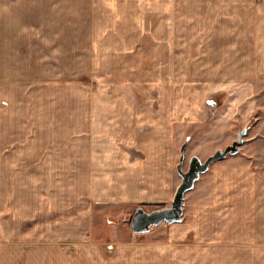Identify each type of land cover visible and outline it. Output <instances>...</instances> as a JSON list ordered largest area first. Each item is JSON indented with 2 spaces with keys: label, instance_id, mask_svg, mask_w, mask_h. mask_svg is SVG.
<instances>
[{
  "label": "crops",
  "instance_id": "1",
  "mask_svg": "<svg viewBox=\"0 0 264 264\" xmlns=\"http://www.w3.org/2000/svg\"><path fill=\"white\" fill-rule=\"evenodd\" d=\"M201 1L202 6L218 8L201 14L204 23L216 24L197 33L185 30L184 54L178 59L176 54L172 58L176 33H168L167 57L163 55L162 62L159 54L157 62L156 54L154 61L153 94L144 95L140 104L130 96L106 97L100 103L104 109L97 110V97H90L89 109L95 101V110L87 113L83 128L68 142L64 138L39 145L31 138L19 145L11 141L16 128H8L10 142L0 143V174L7 164L11 169L12 161H23L42 182L57 185L41 196L43 202L56 200L58 205H48L51 215L37 224L42 226L37 246L90 244V264H264V172L236 159L239 153L213 163L200 176L206 177L205 188L186 202L180 223L132 233L131 238L113 242L109 250L106 241H94L104 229L105 217L119 218L145 205H170L181 181L177 173L181 148L184 161L185 156L188 163L200 158L186 145L192 130L209 126L236 133L248 118L241 105L253 98L248 96L250 88L264 82V0ZM188 2L153 0L152 5H192ZM12 5L15 2L0 0V6ZM221 6H227L226 13H221ZM154 35L155 48L161 49V33ZM180 59L184 75L177 72ZM216 96L222 105L215 115L206 116L205 104ZM16 227L9 217L7 233L5 228L2 233L0 216V249L16 244L12 238ZM76 263H81L80 257Z\"/></svg>",
  "mask_w": 264,
  "mask_h": 264
},
{
  "label": "rangeland",
  "instance_id": "2",
  "mask_svg": "<svg viewBox=\"0 0 264 264\" xmlns=\"http://www.w3.org/2000/svg\"><path fill=\"white\" fill-rule=\"evenodd\" d=\"M8 1L15 5L0 6V143L10 142L8 128L14 127L11 141L19 145L32 141L40 145L64 138L68 142L71 140L68 138L76 137L87 113L95 110V101L89 109L92 96L97 97V110L104 109L100 103L103 105L106 97L130 96L133 103L140 104L144 95L153 94L154 61L156 54L157 62L159 54L162 62L163 55L167 57L164 43L170 40L168 33H176L177 37L171 40L175 43L172 58L175 54L177 59L183 58V32L207 30V26L216 23H204L201 14L218 9L202 6L201 0H189L187 4L192 5L174 8L154 7L153 0ZM219 9L221 13L228 10L227 6ZM185 13L192 17H186ZM155 31L161 33V49L155 48L156 42L158 45ZM177 64L178 74L187 73L181 59ZM173 65L171 62L170 68ZM250 90L248 96L253 98L241 105L242 113L249 115L236 133L209 126L192 130L186 145L190 144V151L201 162L230 146L244 132L235 158L251 162L259 172H264V82L258 81ZM221 105L217 96L208 100L205 115H215ZM94 118L95 115L92 122ZM188 160L185 156L183 171L188 170ZM17 162L12 161L11 169L7 164L0 174L2 233L4 228L7 233L9 217L17 225L16 238L11 236L16 244L0 249L2 264H75L79 257L80 264H90V244L80 247L35 244L42 241L37 236L42 228L37 225L41 217L51 215L46 211L50 205H58L56 200L43 202L42 193L57 185L42 182L39 173L35 175L23 161ZM200 178L203 179L196 183V188L185 195V205L199 197L205 188L206 177ZM167 207L138 208L150 213ZM138 208H131L119 218L105 217L101 223L104 229L94 241H106L105 248L109 250L116 240L131 238L129 222ZM41 209L45 215L40 213Z\"/></svg>",
  "mask_w": 264,
  "mask_h": 264
},
{
  "label": "water",
  "instance_id": "3",
  "mask_svg": "<svg viewBox=\"0 0 264 264\" xmlns=\"http://www.w3.org/2000/svg\"><path fill=\"white\" fill-rule=\"evenodd\" d=\"M242 135H244V132L230 146H227L224 150H217L204 162H201L197 157L191 158L187 171H183L184 148H181L177 165V173L181 178V182L176 189L170 206L150 213L145 212L142 208L136 209L129 224L131 232L135 235L146 234L150 232L151 228L161 224L180 223L185 205V195L193 189L199 177L205 174L213 163L224 160L228 155L239 153V147L242 146Z\"/></svg>",
  "mask_w": 264,
  "mask_h": 264
}]
</instances>
